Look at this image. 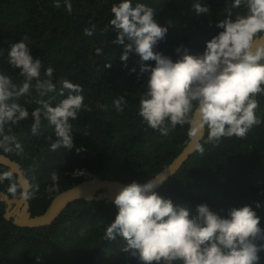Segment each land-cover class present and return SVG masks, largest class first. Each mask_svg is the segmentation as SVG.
<instances>
[{"label": "trees", "instance_id": "obj_1", "mask_svg": "<svg viewBox=\"0 0 264 264\" xmlns=\"http://www.w3.org/2000/svg\"><path fill=\"white\" fill-rule=\"evenodd\" d=\"M56 0H0V71L20 84L19 70L8 63L10 43L24 41L35 59L41 60V76L47 67L55 69L52 80L57 92L43 99L54 106L60 99L62 80L82 86L84 104L91 111L81 110L72 125L73 147L63 146L49 151L44 139L54 127L42 119L39 135L31 134V115L13 128L24 147L21 155L0 154L17 161L30 182V212L42 214L52 198L85 179H110L129 184L142 183L166 167L181 152L189 140V125H177L168 135L149 128L138 115L139 97L146 90L148 73L139 72V57L130 53L125 64L120 57L124 45L112 43L117 32L109 25L110 6L119 0H71L69 13L64 0L56 8ZM145 3L156 12V22L167 28L156 51L174 62L182 46L189 54H202L205 42L216 35L219 19L231 8L232 0H132ZM199 3L208 13L197 14ZM244 7L232 9L233 16L243 13ZM96 25L93 35L84 29ZM129 41L125 39V44ZM102 54H96V49ZM154 66V62H146ZM110 65L107 66L106 65ZM135 68L136 71L130 72ZM31 93L37 97L34 88ZM67 95V90H65ZM124 96L123 112H117L113 101ZM256 115L261 123L254 126L246 138H221L207 141V129L197 151L181 165L156 191L177 204L186 205L195 214L198 204L226 216L231 207L251 206L264 228V95L257 96ZM23 103V98L19 101ZM38 105H26L29 112ZM105 106V107H101ZM77 149H83L77 151ZM7 168L0 165V173ZM82 174L73 175L74 172ZM60 178L58 190L48 193L53 184L50 176ZM15 181V177H13ZM16 182V181H15ZM9 180L0 182V192L8 193ZM38 186V188H37ZM20 188L18 186V193ZM260 207H256V203ZM4 204L0 203V264H142L138 257L122 251L124 241L104 238L107 224L116 215L113 203L76 200L49 226L18 227L3 218ZM264 264V251L259 253Z\"/></svg>", "mask_w": 264, "mask_h": 264}, {"label": "clouds", "instance_id": "obj_2", "mask_svg": "<svg viewBox=\"0 0 264 264\" xmlns=\"http://www.w3.org/2000/svg\"><path fill=\"white\" fill-rule=\"evenodd\" d=\"M56 8L61 6L56 0ZM71 13V0H64ZM244 7L243 13L233 16L232 9ZM197 14L208 13L207 6L194 4ZM109 25L117 32L112 43L124 45L120 57L125 64L130 53L139 57L140 73H148L146 90L139 97L138 115L149 128L168 135L177 125H191L192 131L207 129V141L221 138H246L249 131L262 121L256 115L257 96L264 95V0H232L231 8L216 28L220 31L205 42L202 54L192 55L182 46L175 62L156 51L158 42L165 39L167 28L154 19L156 12L145 3L119 0L110 6ZM96 25L84 29L91 36ZM125 39L129 42L125 44ZM96 54H102L97 48ZM4 50L0 49V55ZM9 65L19 70L23 81L18 85L0 71V150L21 155L22 143L13 128L31 115V134L39 135L40 125L46 120L54 127L57 139H44L49 151L63 146L73 147L72 125L83 109V88L78 83L62 80L59 95L63 97L54 106L48 93L57 92L52 77L55 69L47 67L41 76V60L35 59L24 41L10 43L7 51ZM152 61L154 66L146 63ZM110 66V65H106ZM136 71L135 68L130 72ZM34 88L37 97L31 93ZM67 90V95H65ZM23 98V103L19 101ZM38 105L31 113L26 105ZM117 112H123L124 96L113 101ZM105 107V106H101ZM203 155L202 145L197 146ZM83 149H77L82 151ZM82 174L77 171L73 175ZM53 184L46 191L58 190L60 178L50 176ZM150 179L141 184L133 181L117 189L113 204L117 212L107 224L104 238L124 241L122 251L138 257L142 264H260L259 253L264 251V228L251 206L231 207L226 216L210 210L207 204L196 206L191 214L186 205L177 204L160 196L154 189L162 184ZM9 180L8 193L20 200L34 198L32 193L19 192L11 171L0 173V182ZM38 188V186H37ZM256 207H260L257 202Z\"/></svg>", "mask_w": 264, "mask_h": 264}, {"label": "water", "instance_id": "obj_3", "mask_svg": "<svg viewBox=\"0 0 264 264\" xmlns=\"http://www.w3.org/2000/svg\"><path fill=\"white\" fill-rule=\"evenodd\" d=\"M196 128V119L193 118V123L189 125V132ZM206 134V128L202 131H192L189 135V140L183 147L181 152L169 163L166 167L160 170L153 177L143 181L141 184L150 179H155L157 182L161 178L165 181L176 174L178 169L183 165L187 159L197 151V146L203 140ZM0 165L7 168V171L13 173L15 181L20 188V192L30 191L29 179L25 176L24 170L20 164L0 154ZM164 181V182H165ZM163 182V183H164ZM162 183V184H163ZM162 184H158L154 191H157ZM127 185L118 180L110 179H85L78 184L67 188L56 194L49 205L42 214L32 215L30 212V199L20 200L17 198H10L8 195L0 192V203L4 204L3 218L10 221L13 225L18 227L39 228L51 225L56 218L74 201H103L113 203V199L117 189L121 186Z\"/></svg>", "mask_w": 264, "mask_h": 264}]
</instances>
